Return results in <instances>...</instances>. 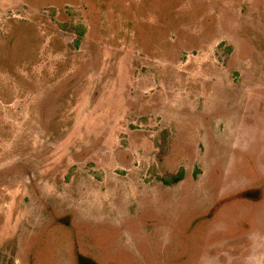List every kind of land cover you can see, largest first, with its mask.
Segmentation results:
<instances>
[{"label":"rangeland","instance_id":"rangeland-1","mask_svg":"<svg viewBox=\"0 0 264 264\" xmlns=\"http://www.w3.org/2000/svg\"><path fill=\"white\" fill-rule=\"evenodd\" d=\"M0 264H264V0H0Z\"/></svg>","mask_w":264,"mask_h":264},{"label":"trees","instance_id":"trees-1","mask_svg":"<svg viewBox=\"0 0 264 264\" xmlns=\"http://www.w3.org/2000/svg\"><path fill=\"white\" fill-rule=\"evenodd\" d=\"M79 34L82 32L81 30L78 31ZM184 175V170L180 168L176 172H170L169 174L162 177L163 182L165 183H173L180 180Z\"/></svg>","mask_w":264,"mask_h":264}]
</instances>
